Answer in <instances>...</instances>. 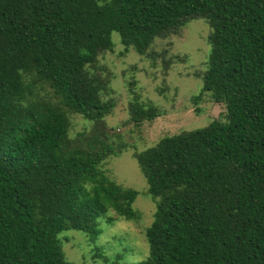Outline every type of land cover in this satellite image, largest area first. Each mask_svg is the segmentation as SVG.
<instances>
[{
	"label": "trees",
	"instance_id": "16d2710c",
	"mask_svg": "<svg viewBox=\"0 0 264 264\" xmlns=\"http://www.w3.org/2000/svg\"><path fill=\"white\" fill-rule=\"evenodd\" d=\"M198 19L212 50L194 100L226 119L135 153L157 206L139 264H264V0H0V264H73L61 234L96 242L110 210L139 219V193L103 168L128 146L96 67L114 33L149 57ZM72 114L91 124L74 137ZM129 114L140 126L165 112L131 90Z\"/></svg>",
	"mask_w": 264,
	"mask_h": 264
},
{
	"label": "rangeland",
	"instance_id": "374dc122",
	"mask_svg": "<svg viewBox=\"0 0 264 264\" xmlns=\"http://www.w3.org/2000/svg\"><path fill=\"white\" fill-rule=\"evenodd\" d=\"M210 35L211 28L205 20H193L180 34L156 39L148 57L134 49L126 51L119 34H113L114 51L100 57L96 72L111 79L112 93L106 99H113L116 106L106 122L114 140H122L128 149L119 157L109 158L103 168L117 184L139 193L133 206L139 219L128 220L110 210L99 218L103 233L96 242H90L79 231L64 232L59 238L69 262L106 264L104 259H107L118 260L120 264H139L148 257L146 231L154 222L157 206L134 155L154 147L164 137L225 121L224 105L216 104L209 95L199 102L194 100L203 88L198 74L207 70L212 50ZM168 63H171L169 68ZM131 90L140 94L143 101L162 108L165 114L140 126L131 123ZM70 116L72 137L90 128L91 124L82 116ZM110 218L114 219L112 223L108 222Z\"/></svg>",
	"mask_w": 264,
	"mask_h": 264
}]
</instances>
